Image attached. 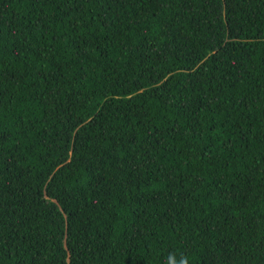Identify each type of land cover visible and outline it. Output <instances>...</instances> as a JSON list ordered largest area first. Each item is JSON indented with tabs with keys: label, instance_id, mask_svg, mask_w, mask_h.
<instances>
[{
	"label": "trees",
	"instance_id": "1",
	"mask_svg": "<svg viewBox=\"0 0 264 264\" xmlns=\"http://www.w3.org/2000/svg\"><path fill=\"white\" fill-rule=\"evenodd\" d=\"M264 264V0H0V264Z\"/></svg>",
	"mask_w": 264,
	"mask_h": 264
},
{
	"label": "clouds",
	"instance_id": "2",
	"mask_svg": "<svg viewBox=\"0 0 264 264\" xmlns=\"http://www.w3.org/2000/svg\"><path fill=\"white\" fill-rule=\"evenodd\" d=\"M168 264H177V261L175 260V257L170 255L168 258ZM178 264H188L187 257L181 256Z\"/></svg>",
	"mask_w": 264,
	"mask_h": 264
}]
</instances>
